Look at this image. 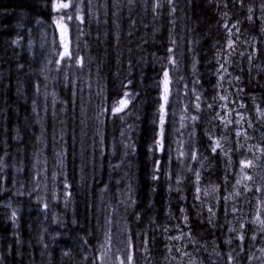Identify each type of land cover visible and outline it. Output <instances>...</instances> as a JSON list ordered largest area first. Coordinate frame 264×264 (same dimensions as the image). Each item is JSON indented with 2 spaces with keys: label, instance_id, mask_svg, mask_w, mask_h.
<instances>
[{
  "label": "trees",
  "instance_id": "trees-1",
  "mask_svg": "<svg viewBox=\"0 0 264 264\" xmlns=\"http://www.w3.org/2000/svg\"><path fill=\"white\" fill-rule=\"evenodd\" d=\"M153 3L92 0L90 6H85L86 11L91 10V24L81 26L89 35L81 37L78 48L85 67L66 66L57 71L58 34L52 25L56 13L48 6L49 0H0V264H92L93 258L102 253L103 264H116L115 256L126 252L129 236L139 246L136 264H143L145 247L150 249L147 260L169 259L172 253L166 252L164 237L179 234L177 224L185 227L180 219L181 206L189 216L195 240L212 247L206 251L202 248L196 256L210 260L213 253L219 258L217 251L229 250L224 240L232 235L227 229L232 227L234 216L225 217L218 200L203 197L217 205L216 224L223 227L202 225L208 213L205 210L202 216L199 208L192 207L196 192L187 179L194 180L189 169H196L201 173L202 190L219 185L217 196L233 191L231 183L223 179V155L216 158L207 149L204 134L212 124L205 120L196 129L199 161L169 162L160 152L153 156L149 146L159 96L155 81L162 65L167 64V48L174 47L178 60L172 72L174 93L179 90L183 97L188 91L183 85L187 83L191 88L192 81L199 79L202 88L195 87L212 103L216 61L228 59L231 83L224 82L227 92L223 94L236 99V89L242 87L239 99L248 106L245 117L256 122V106L264 107V0H179L172 16L167 6L153 13ZM249 8L253 9L251 13ZM249 15L252 21L247 19ZM225 23L236 24L239 29V39L232 37L237 39L236 53L229 57L221 52L217 57V49L223 48L228 39ZM172 39L175 45L170 43ZM254 46L259 51L253 53ZM249 54H253L250 62ZM235 76L241 80L232 79ZM128 80H132L130 90L139 93L134 107L130 106L131 114L124 120L107 115L98 119L105 98H109L108 103L118 99L122 83ZM190 97L191 93L183 97L184 103ZM174 110L176 123L168 141L173 157L177 155V141L187 143L189 139L187 129L176 131L180 128L182 105L177 102ZM213 130L217 136L223 133L222 126ZM129 136L135 140L136 152L125 156L123 143ZM257 140L254 136L252 141ZM229 146L235 145L225 143L226 149ZM237 158L233 156V160ZM154 159L165 165L163 177L155 182L150 178ZM122 160L124 163L114 171L112 165ZM173 172L177 178H184L181 185L169 179ZM230 180L234 183V178ZM65 183L70 187L65 188ZM129 185L134 189L136 205L126 212L123 201L128 198L125 193ZM12 211L17 213L15 222ZM132 212L140 213L139 222ZM109 216L111 225L106 223ZM163 226L170 231L162 232ZM125 227L127 232L123 231ZM109 228L111 243L102 248ZM257 241L264 247V238L259 234ZM253 242H249L248 259H241L245 255L242 252L236 264H264V252L256 253ZM216 264L224 262L219 259Z\"/></svg>",
  "mask_w": 264,
  "mask_h": 264
},
{
  "label": "snow or ice",
  "instance_id": "snow-or-ice-1",
  "mask_svg": "<svg viewBox=\"0 0 264 264\" xmlns=\"http://www.w3.org/2000/svg\"><path fill=\"white\" fill-rule=\"evenodd\" d=\"M127 2L131 4L134 3V0H127ZM188 2L190 3L192 0H188ZM240 2L243 3V0H240ZM91 3L92 0H49L48 6L52 12L56 13V15L52 17V25L55 26L58 34L59 52L55 64L60 67L57 68V71L66 66H75L79 69L85 67V59L79 55L78 48L81 37L89 35V33L85 32L84 27L91 24V10L89 8V10L86 11L85 6H90ZM178 4L179 0H154L152 11L158 14L159 9L167 6L168 15L172 16V14L177 12ZM261 7L264 9V4H262ZM248 11L251 13L253 9L249 8ZM225 15H227V13H225ZM247 19L252 21L253 17L249 15ZM237 23H239V21H237ZM52 25H49V27ZM223 27L228 34V39L225 41L223 48L217 49V57L220 56L221 52L227 53L230 57L236 53L239 29L236 24L230 25L225 23ZM233 29H236V31L234 32ZM262 31H264V29H262ZM129 35H131V33H129ZM233 36H236L237 39H233ZM16 43H19V41H16ZM170 43L175 45V39H172ZM189 51L192 52L193 50L190 48ZM257 51L259 50L254 46L253 53ZM167 53L169 54L166 57L167 64L162 65L160 76L155 81V86L159 90V96L156 100L157 107L152 119V143L149 146V152L153 156H155L156 152L163 153L169 162L183 160L199 161L201 153L200 149L196 146V129L200 127L201 122L205 120L212 124V129L204 134L207 136V149L216 158H219L221 154L223 155V162L226 165L223 179L227 183H231L233 191L228 195L217 196V193L221 191L219 185H214L202 190L199 187L201 181L200 171L189 169L194 180L192 177H188L187 179L193 184L196 192L192 207L199 208V214L202 216L205 210L208 213L207 216H203L201 224L210 226L211 228L223 227V225L218 226L216 224L217 212L215 209L217 205L210 204L203 199V197H211L212 199L218 200L223 215L227 217L231 214L235 217L237 213L242 211L241 208L236 206V198L244 197L246 193H250L252 197H256L257 193L261 194L256 205V214L246 222L238 218V226L229 227L227 229L228 232L232 233L231 236L224 240V244L230 246L229 250L226 252H216L217 257H219L224 264H236L237 258L241 256L242 252L245 255L241 257V259H248L249 242L257 239V230L259 231L260 237L264 238V107H260L259 105L256 107L260 122L259 124H254L253 121L247 119L244 112L241 111L248 107L239 99L240 94L244 92L242 87H237L235 92L236 99H230V94H223L227 92L223 87L224 82L227 81L231 83V80H228V77H231V73L228 71V64L231 61L228 59H217L216 61L217 67L213 75L217 77V81L212 85L216 90V94L211 98L213 102L208 103L207 98H202L200 89L195 87L196 85H200L202 88L201 82L199 79H195L192 81L193 87L189 88L187 83L183 85L184 89H188V91L183 92V97H189V93H191L188 103H184V99L180 96L179 90H176L174 93L173 89L174 80L172 72L176 70L178 64V60L174 55L175 48L171 46L168 47ZM239 55L244 56V52H240ZM252 59L253 54H249L247 60L250 62ZM196 64L195 53H193L192 68L194 72L196 71ZM168 65H171L172 68L169 69ZM241 71H243V69H241ZM226 73L227 76L225 75ZM179 79L182 80L183 77ZM232 79L240 81L241 77L235 76L232 77ZM131 85L132 80H128L127 83H122L118 99H111V102L108 103L107 101L109 98H105V103L100 109L98 119L100 116L107 115L110 119L116 117L120 120H124L125 116L131 114L129 111L130 106L134 107L133 101L139 95V93L130 90ZM37 91H39V86H37ZM177 102L182 105V110L179 117L180 128L176 129V131L179 132L180 129H187L189 139L187 143L183 140L177 141V155L173 157L171 144L168 143V141L171 137V129L176 123L174 105ZM230 105H232V107H230ZM33 111H35V108H33ZM208 117H210V119H208ZM217 121L218 123H216ZM221 126L223 133L217 136L213 129H219ZM132 128L133 126L129 125V129ZM254 133H259V143H249V141L254 139ZM121 136H125L124 131L121 132ZM229 137H231V139H229ZM225 143L235 146H229L226 149ZM123 148L125 149V156L134 155L136 152L135 140L129 136L127 142L123 143ZM233 156H238V158L233 160ZM61 163H63V160H61ZM123 163L124 161L122 160L120 163L112 165L113 170L119 169ZM2 164L3 159L0 157V165ZM164 168L165 165L162 164L160 160L154 159L150 177L151 180L154 182L160 180L164 175ZM19 170L20 169H18V171ZM230 177L234 178V183L230 180ZM169 179L176 185H181L184 180L183 177L177 178L175 172L172 173ZM64 186L65 188L70 187L67 183H65ZM226 188L227 184L225 185V190ZM153 191H155V186H153ZM20 194L23 195V193ZM65 195L70 197V193H65ZM125 195H127L128 198L126 201H123V203L126 204L125 211L127 212L136 205L135 192L131 185H129ZM181 199L183 200V197H181ZM247 202L251 203L252 199L248 198ZM44 208L48 209V204H45ZM180 212L182 214L180 219L185 227L181 228L179 224L175 225V227L179 229V234L164 237L166 241L164 248L168 253H172L174 249L175 253L179 254L181 258L180 264H185L183 258L187 259V264H197V260L194 256L201 252L202 246L198 244L192 234V229L189 226V216L184 214L186 209L183 206L180 207ZM130 214L135 217L137 222L141 220L139 212H132ZM16 216V211H12L11 217L13 218V222H15ZM106 223L109 225L112 224L110 216L107 218ZM228 223L230 224L231 221H228ZM185 228H187V231H185ZM123 231L127 232L128 229L125 227ZM161 231L169 232L170 229L167 226H163ZM104 235L106 239L104 244L101 245L102 248L111 243V229L109 228ZM213 235H215V233H213ZM151 239L154 240L155 236ZM169 241L181 243L178 246L175 243H168ZM184 241H187L188 244H183L182 242ZM84 243L87 244L88 241L85 240ZM142 243L147 244L149 242L143 241ZM188 245L192 246L193 251L187 250ZM126 249L124 254L115 256L116 264H136V252L139 246L133 242L132 236L128 237ZM203 250L206 251V249ZM145 251H150V249L146 248ZM213 251H216V249L214 248ZM261 251L264 252V249H261ZM65 255H68V253H65ZM104 255L105 254L102 253L93 258L92 264H97L98 261L100 264H103ZM84 259H88V257H84ZM165 259H168V257L166 256ZM172 259L176 260L177 256L173 255ZM201 264H203V261H201Z\"/></svg>",
  "mask_w": 264,
  "mask_h": 264
},
{
  "label": "rangeland",
  "instance_id": "rangeland-1",
  "mask_svg": "<svg viewBox=\"0 0 264 264\" xmlns=\"http://www.w3.org/2000/svg\"><path fill=\"white\" fill-rule=\"evenodd\" d=\"M230 107H232V106L230 105ZM241 111H243L244 112V115H246L247 109H242ZM255 115H256V122L254 121L253 123L254 124H256V123L259 124L260 120L258 118L259 116H258V113L256 111V108H255ZM254 136L256 138H258L259 137V133H254ZM251 143H259V141L258 142L251 141ZM260 196H261L260 193H257L256 194V197H252L250 193H246L244 197L236 198V200H235L236 206L239 207V208H241L242 211L240 213H237V216H235L233 218V221H232V224L233 225H232V227L233 226H238V223H237L238 218H241V219H243L246 222L247 220L251 219L256 214V211H257L256 205L258 203V200H259ZM248 198H251L252 199V202L251 203H248L247 202V199ZM6 205L8 206L9 209L11 208L10 202H8ZM1 209H2V207H0V210ZM258 234H259V231L257 230L256 235H258ZM171 243H175V244H177L179 246L181 242H171ZM182 243L183 244H186V245L188 244L187 241H184ZM198 244L200 246H202V248H204V249L212 248L210 244H207V242H204V243H199L198 242ZM214 244L217 246L216 242H214ZM260 245H261V243L259 241H257V239L254 240L252 247H253V249H255V247L257 246V248L255 249L256 250V253L260 252L261 249L264 248L263 246H260ZM191 247L188 245L187 250L193 251V250L190 249ZM145 249H146V247L143 250V254L146 257L145 260H147L148 254H147V251H145ZM173 252L175 253V250L174 249H173ZM173 252L171 254L172 256L175 255ZM261 253H263V252H261ZM214 254L215 253H213V255H212L211 258H209L210 260H207L205 258V256H203V255L200 258L198 256H194V258L197 260V264H201V261H203V264H216V262L219 260V258H215L214 257ZM172 256L169 259H165V260H163V258H162V259H160L159 262H156V261L153 262L152 260H150V257H149L148 260H147V262H146V264H180L181 258L178 256L177 257L178 261L176 262L177 259L176 260H173L172 259ZM183 259H184V261L186 260V264H187V259L186 258H183ZM145 260L143 261V264H145Z\"/></svg>",
  "mask_w": 264,
  "mask_h": 264
}]
</instances>
